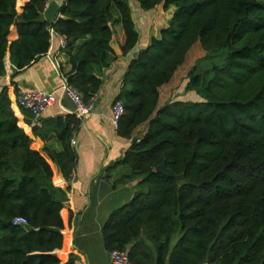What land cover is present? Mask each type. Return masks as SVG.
<instances>
[{
    "label": "trees",
    "instance_id": "16d2710c",
    "mask_svg": "<svg viewBox=\"0 0 264 264\" xmlns=\"http://www.w3.org/2000/svg\"><path fill=\"white\" fill-rule=\"evenodd\" d=\"M47 1L0 0V77L9 59L15 84L49 52L55 31L70 63L66 69L61 62L60 70L89 104L103 85L97 66L112 60L115 23L125 32L124 53L139 41L130 0H65L55 21L43 17ZM137 1L144 9L176 8L129 61L115 100L124 102L118 133L131 139L119 181L139 180L131 201L102 229L106 248L127 250L133 264H264V1ZM196 42L226 57L213 67L204 100L161 106V87ZM200 85L198 73L186 87ZM16 95L0 90V264H61L68 197L54 186L50 161L72 177L78 160L72 138L81 119L74 113L32 123ZM22 116L35 136L56 137L62 150L33 148ZM144 124L146 134L135 137ZM164 162L177 177L156 170ZM18 216L28 224L15 225Z\"/></svg>",
    "mask_w": 264,
    "mask_h": 264
},
{
    "label": "crops",
    "instance_id": "0c3cea01",
    "mask_svg": "<svg viewBox=\"0 0 264 264\" xmlns=\"http://www.w3.org/2000/svg\"><path fill=\"white\" fill-rule=\"evenodd\" d=\"M64 1L48 0L43 17L49 21H55L62 16L60 6ZM132 14L140 31L139 41L131 50L124 53L122 44L125 41V32L121 23H115V34L111 41L113 48L110 54L111 63L108 66L96 68L103 78V85L93 98L91 113L81 119L80 128L73 137L77 141L72 145L77 151L78 160L72 177L68 180L59 166L50 161L54 171L52 182L57 188L67 190L68 197V203L62 210L65 242L63 248L57 251L61 264L67 263L71 257L74 258L75 264H110V251L106 248L102 229L111 213L131 201L138 191V178L119 181L121 175L127 171V167L120 161L129 148L131 139L119 135L118 129L111 120V109L124 86L129 61L150 43L153 36L160 34L163 26L155 34L150 30L144 32L138 25L135 14ZM62 38L58 32L53 31L49 52L15 76L13 78L16 81L15 84H12V68L9 59L7 72L0 77V90L7 86L12 95H14L15 86L18 90L37 88L57 95V102L38 118H31L32 123L40 125L41 119L65 117L76 113L74 101L62 92L64 78L55 64L57 60L62 62L66 69L70 68L68 56L61 49ZM175 75L168 84L161 87L160 103L163 99L162 94L167 91H170L167 97L169 101L165 104L175 100L171 101L176 88L173 87ZM129 88H131L130 85H127L126 89ZM20 124L30 134L33 148L42 151L46 146L56 151L62 150V143L56 137L50 136L43 140L35 136L32 126L26 122L24 116ZM135 137L142 136L135 134Z\"/></svg>",
    "mask_w": 264,
    "mask_h": 264
},
{
    "label": "rangeland",
    "instance_id": "374dc122",
    "mask_svg": "<svg viewBox=\"0 0 264 264\" xmlns=\"http://www.w3.org/2000/svg\"><path fill=\"white\" fill-rule=\"evenodd\" d=\"M129 2L132 13L135 14L141 30L144 32L150 30L151 33L154 34L158 33L159 28L164 26L163 24H168L169 19L176 8L175 5L165 8L161 3L154 8L144 9L137 0H130ZM199 58L201 59L199 60ZM225 58L224 52L206 53L201 46V43L196 42L188 52L185 61L180 65L176 72L173 81V87L176 88L172 94L171 101L173 99H175L173 101L178 99L182 101H203L208 78L214 74L213 67L222 64L225 61ZM198 73L201 74V85L194 89L187 88L186 85L189 84L191 77ZM128 90H130V88ZM169 93L170 91H167L162 94L163 99L160 103L161 106L169 101L167 99ZM13 94H17L14 92V89ZM147 128L148 126L144 124V126L140 127L135 134H137V136H144L147 132Z\"/></svg>",
    "mask_w": 264,
    "mask_h": 264
},
{
    "label": "built area",
    "instance_id": "2783aa9c",
    "mask_svg": "<svg viewBox=\"0 0 264 264\" xmlns=\"http://www.w3.org/2000/svg\"><path fill=\"white\" fill-rule=\"evenodd\" d=\"M60 34V33H59ZM61 35V34H60ZM62 36V35H61ZM63 37V36H62ZM65 46L64 37L61 40V47ZM56 66L61 69V62L55 60ZM61 71V70H60ZM62 73V72H61ZM63 75V74H62ZM64 85L63 94L68 95L76 105V115L79 119L89 115L93 109V100L89 104H85L81 95L71 86L68 85L66 77L63 75ZM58 97L53 92L30 88L18 90L15 101L21 108L28 110L35 118H38L44 111L57 102ZM124 113V102L122 100L115 101L111 109V120L117 128L119 120ZM75 138L72 139V144H76ZM15 225H27L28 220L24 216H18L13 220ZM110 264H133L130 260L127 250L114 249L110 251Z\"/></svg>",
    "mask_w": 264,
    "mask_h": 264
},
{
    "label": "water",
    "instance_id": "95a60500",
    "mask_svg": "<svg viewBox=\"0 0 264 264\" xmlns=\"http://www.w3.org/2000/svg\"><path fill=\"white\" fill-rule=\"evenodd\" d=\"M156 170H157L158 172H161V173L166 174V175H168V176L177 177V175L174 174L173 171L170 170V169L166 166V162H164L162 165L158 166V167L156 168Z\"/></svg>",
    "mask_w": 264,
    "mask_h": 264
}]
</instances>
